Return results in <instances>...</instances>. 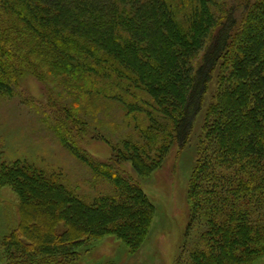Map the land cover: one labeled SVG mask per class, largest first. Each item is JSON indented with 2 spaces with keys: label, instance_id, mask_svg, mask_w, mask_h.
Wrapping results in <instances>:
<instances>
[{
  "label": "trees",
  "instance_id": "trees-1",
  "mask_svg": "<svg viewBox=\"0 0 264 264\" xmlns=\"http://www.w3.org/2000/svg\"><path fill=\"white\" fill-rule=\"evenodd\" d=\"M227 2L0 0L1 91L9 93L25 65L86 97L118 100L135 129L149 124L140 131L145 144L127 145L123 160L96 162L78 152L117 189L92 204L55 174L3 165L0 186L20 204L0 264H79L83 248L108 236L139 251L156 207L120 164L147 177L174 140L185 148L221 64L189 185L191 223L205 227L192 264H254L264 255V0ZM60 119L67 130L76 123ZM159 136L171 143L153 144Z\"/></svg>",
  "mask_w": 264,
  "mask_h": 264
},
{
  "label": "rangeland",
  "instance_id": "rangeland-1",
  "mask_svg": "<svg viewBox=\"0 0 264 264\" xmlns=\"http://www.w3.org/2000/svg\"><path fill=\"white\" fill-rule=\"evenodd\" d=\"M221 67L216 69L185 148L174 140L162 167L147 177H141L131 162L120 161V167L142 185L156 207L153 225L141 249L131 253L116 236H108L83 248L79 264L193 263L194 252L202 248L205 227L191 223L189 185L206 119L218 93ZM22 71L21 78L10 84L11 89L5 88L9 93L0 90V168L17 162L34 165L55 174L87 204L114 196V183L99 176L77 154L96 162L121 160L131 153L127 145L145 144L140 131L148 127V122L135 129L118 100L96 92L86 97L69 88L63 78L41 75L25 65ZM66 115L76 122L70 123L68 130L60 119ZM169 143L171 139L166 136L153 142ZM19 204L11 187L0 186V259L3 239L18 226ZM254 264H264V255Z\"/></svg>",
  "mask_w": 264,
  "mask_h": 264
}]
</instances>
